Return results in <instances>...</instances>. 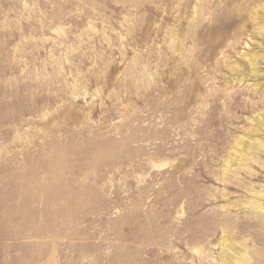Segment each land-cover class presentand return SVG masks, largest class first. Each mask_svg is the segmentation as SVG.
Returning a JSON list of instances; mask_svg holds the SVG:
<instances>
[{
  "label": "rangeland",
  "instance_id": "374dc122",
  "mask_svg": "<svg viewBox=\"0 0 264 264\" xmlns=\"http://www.w3.org/2000/svg\"><path fill=\"white\" fill-rule=\"evenodd\" d=\"M184 3L0 0V264H264V0Z\"/></svg>",
  "mask_w": 264,
  "mask_h": 264
},
{
  "label": "bare ground",
  "instance_id": "6f19581e",
  "mask_svg": "<svg viewBox=\"0 0 264 264\" xmlns=\"http://www.w3.org/2000/svg\"><path fill=\"white\" fill-rule=\"evenodd\" d=\"M190 2H191V0H185V3H184V4H185V8L189 6ZM244 143H245V142H244ZM260 145H262V144H260ZM260 145H259V146H260ZM263 147H264V146H263ZM244 256H245V255H244ZM227 260H228V259H227ZM233 261H234L233 259L230 260V261H227L226 264H231Z\"/></svg>",
  "mask_w": 264,
  "mask_h": 264
}]
</instances>
